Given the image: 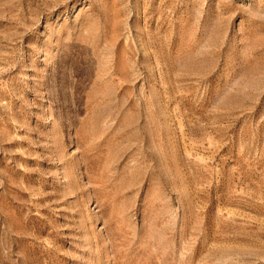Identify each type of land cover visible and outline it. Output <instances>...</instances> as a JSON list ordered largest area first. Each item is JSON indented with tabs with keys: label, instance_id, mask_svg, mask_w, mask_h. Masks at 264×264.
<instances>
[{
	"label": "rangeland",
	"instance_id": "1",
	"mask_svg": "<svg viewBox=\"0 0 264 264\" xmlns=\"http://www.w3.org/2000/svg\"><path fill=\"white\" fill-rule=\"evenodd\" d=\"M0 264H264V0H0Z\"/></svg>",
	"mask_w": 264,
	"mask_h": 264
}]
</instances>
